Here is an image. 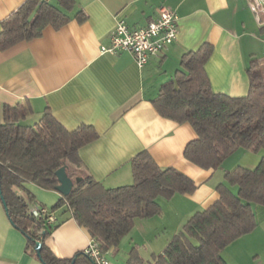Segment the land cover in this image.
Returning a JSON list of instances; mask_svg holds the SVG:
<instances>
[{
  "label": "crops",
  "instance_id": "0c3cea01",
  "mask_svg": "<svg viewBox=\"0 0 264 264\" xmlns=\"http://www.w3.org/2000/svg\"><path fill=\"white\" fill-rule=\"evenodd\" d=\"M51 1L60 5L59 0ZM24 2L0 0V31L2 22ZM71 5L64 7L70 16L64 24L47 25L37 37L0 48V103H29L32 112L26 121L30 123L48 109L68 129L93 125L99 136L80 148V169L107 187L131 183V160L145 149L159 165L174 166L195 180L193 192L159 198L162 213L138 218L120 247L105 253L109 264H130L129 251L137 246L149 260L170 241L160 239L168 219L174 223V235L196 211L217 201V185L226 182L227 170L237 165L254 167L264 156V149L241 148L219 168L193 164L184 156L186 144L197 135L193 126L161 115L152 98L182 67L184 53L204 42L213 46L205 65L213 89L246 95L250 60L264 61V24L257 21L248 0H71ZM162 5L175 10L179 31L159 54L139 66L129 50L101 51L102 45L110 44L118 19H125L132 28L144 26L158 16ZM28 187L47 206L63 196L35 183ZM231 188L238 190L236 185ZM63 208L57 209L58 215ZM254 208L256 227L222 251L229 264H264V205ZM67 216L45 237L46 245L60 258L85 252L92 237ZM0 264H44L28 247L26 235L11 222L1 199Z\"/></svg>",
  "mask_w": 264,
  "mask_h": 264
},
{
  "label": "trees",
  "instance_id": "16d2710c",
  "mask_svg": "<svg viewBox=\"0 0 264 264\" xmlns=\"http://www.w3.org/2000/svg\"><path fill=\"white\" fill-rule=\"evenodd\" d=\"M59 4L26 0L2 22L0 48L37 37L47 25L64 24L70 18L64 7L72 8L71 0H59ZM212 51L213 46L204 42L196 50L185 52L182 67L160 85L152 98L161 115L193 126L197 135L186 144L184 156L205 169L219 168L238 149H264V61L257 57L250 60L248 93L231 96L212 87L205 68ZM31 112L29 103H0V187L11 222L26 235L28 247L44 264H96L84 251L60 258L46 245L45 237L68 214L98 240L106 253L120 247L138 218L162 213L159 198L191 193L197 188L192 177L174 166L159 165L145 149L131 160V183L107 187L91 175H77L82 179L75 182L72 191L47 206L28 184L55 189L56 170L66 165L71 175V165H81L80 148L99 133L90 124L68 129L48 109L30 123L26 119ZM225 180L217 185V201L191 215L163 252H153L145 260L138 247L132 246L130 264H229L223 249L256 227L254 207L264 205V156L254 167L237 165L227 170ZM231 185L238 187L237 192ZM62 206L59 217L57 209ZM52 211L56 215L53 222L48 215ZM39 240L40 255L36 251Z\"/></svg>",
  "mask_w": 264,
  "mask_h": 264
},
{
  "label": "built area",
  "instance_id": "2783aa9c",
  "mask_svg": "<svg viewBox=\"0 0 264 264\" xmlns=\"http://www.w3.org/2000/svg\"><path fill=\"white\" fill-rule=\"evenodd\" d=\"M259 23L264 24V0H248ZM178 16L172 8L162 5L159 7L158 16L148 24L132 28L125 19H118L110 33V44L102 45V52L116 53L120 50H129L133 53L139 66H143L152 55L159 54L168 44L176 40L179 26ZM35 213H38L36 208ZM42 211H47L42 208ZM49 221L56 219L55 212H49ZM96 264H109V259L102 252L99 242L91 237L85 250Z\"/></svg>",
  "mask_w": 264,
  "mask_h": 264
},
{
  "label": "water",
  "instance_id": "95a60500",
  "mask_svg": "<svg viewBox=\"0 0 264 264\" xmlns=\"http://www.w3.org/2000/svg\"><path fill=\"white\" fill-rule=\"evenodd\" d=\"M56 176L58 179V184L55 186V189L58 190L63 196L68 195L72 191L75 182H79L82 179V176H77L75 179H73L72 176L68 173L66 169V165H62L56 170ZM0 199L2 200L4 207L6 208V203L2 195L1 187H0ZM44 234L45 231H43V235ZM41 246H42V242L40 240L37 241L36 251L38 255H40ZM92 261H94L93 258Z\"/></svg>",
  "mask_w": 264,
  "mask_h": 264
},
{
  "label": "rangeland",
  "instance_id": "374dc122",
  "mask_svg": "<svg viewBox=\"0 0 264 264\" xmlns=\"http://www.w3.org/2000/svg\"><path fill=\"white\" fill-rule=\"evenodd\" d=\"M237 151H239V149ZM235 153H236V151H235ZM70 172H71V176L73 179H75L77 177V175H85L86 174L85 171L80 169V165H77V166L71 165ZM167 221L168 222H167L166 228L162 229V231H161L162 232L161 238H160L161 242H164V241L171 239L173 237L172 233H173L174 229L172 230V225L174 223H172V221L169 219Z\"/></svg>",
  "mask_w": 264,
  "mask_h": 264
}]
</instances>
